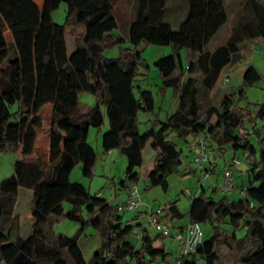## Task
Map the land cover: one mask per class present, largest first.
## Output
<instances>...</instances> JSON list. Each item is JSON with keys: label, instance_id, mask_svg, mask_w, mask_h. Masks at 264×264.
<instances>
[{"label": "trees", "instance_id": "obj_1", "mask_svg": "<svg viewBox=\"0 0 264 264\" xmlns=\"http://www.w3.org/2000/svg\"><path fill=\"white\" fill-rule=\"evenodd\" d=\"M119 1L44 0L40 9L33 0H0V153L21 151L12 176L0 181V264H166L169 254L163 245L154 246L163 237L152 238L140 225L123 222L117 206L97 195L91 197L82 184L69 180L77 166L85 179L92 178L97 152L88 142V133L100 130L105 118L101 148L103 153L117 150L125 157L127 179L120 183L125 191L138 179L135 170L142 165L148 142L156 153L148 186L167 190L168 177L178 174L182 164V152L169 139L171 135L186 145L190 138L200 137L220 155L230 146L233 151L241 149L247 160L255 157L243 129L246 114L241 110L235 114L234 109L235 99H243L245 90L259 83V72L248 67L238 95L225 96L219 105L213 103L211 94L223 72L240 62L242 44L260 40L264 45V0H240L228 37L212 50H206L207 45L228 21L224 0H137L125 38L114 34L118 29L114 7ZM62 2L67 7L65 24L57 26L51 13ZM170 5L175 12L187 7L176 31L167 21ZM68 29L77 33L70 56L65 41ZM122 43L132 49H121L117 59L103 57L106 48ZM141 44L171 47L172 54L155 61L154 67L163 86L172 88L176 97V108L166 122L143 134L138 131L137 117L141 111H152L154 101L150 91L135 85L139 67H147L137 51ZM182 49L190 59L185 80ZM224 79L222 85H228L229 77ZM81 93L95 97L97 104L82 111ZM263 118L264 105L258 108L253 124ZM42 131L47 147L35 149ZM248 179V186L242 188L245 197L239 201L223 198L216 202L206 196L204 187L191 199L189 223L217 218L228 220L234 229L244 223L246 234L237 239L215 228L187 264H196L197 255L206 264H223L221 247L233 245L237 252L231 264H264V150L258 161L254 158ZM20 189L33 193L32 233L26 239H10ZM211 193L215 195L216 188ZM64 204L72 207L66 214ZM81 210L87 220L82 219ZM164 211L166 220L182 218L175 202ZM61 219L80 223L74 237L53 232V224ZM6 223L10 225L7 233ZM86 227L96 231L100 242L89 263L78 246ZM137 229L135 243L130 238Z\"/></svg>", "mask_w": 264, "mask_h": 264}, {"label": "rangeland", "instance_id": "obj_2", "mask_svg": "<svg viewBox=\"0 0 264 264\" xmlns=\"http://www.w3.org/2000/svg\"><path fill=\"white\" fill-rule=\"evenodd\" d=\"M239 1L224 0L228 21L226 25L222 27L211 39L206 47V50H212L216 45L221 44L226 40L230 32L229 29L232 16L235 13L234 11L241 7V5L238 3ZM33 2L40 9L43 8L44 0H33ZM136 3L137 0H120L115 5L114 15L118 24V29L114 31L115 35L122 38L126 37L129 24L134 18ZM66 11V4L64 2L60 3L59 6L51 13V20L53 24L57 26H63L65 24ZM186 12L187 7L175 12L172 10V6H169V11L167 12V21L170 23L173 31L178 29L179 24L185 18ZM76 34L77 33L73 34V31L68 29V33L65 36L68 56H70L75 49L74 37ZM7 39L11 41V37L9 35L7 36ZM126 48L132 49L131 45L128 43H122L120 46L106 48L103 51V57L105 59H117L119 57L120 50ZM137 51L140 52L141 59L147 67H139L138 74L135 78V85L136 87H139L143 90L150 91L154 101L152 111H141L138 114V131L140 134H143L150 129L157 130L161 123H165L168 116L174 112L176 108V102L173 89L165 88L163 86L162 77L154 67L155 61L172 54L171 47L141 44L137 48ZM179 56L180 65L184 73L182 80H185V74L188 69L190 59L185 49H182L179 52ZM250 66L254 67L259 72L261 80L255 86L245 90L243 99H235L234 112L235 114H238V112L241 110L246 114V117L243 121V129L249 134L248 141L253 146L255 150L254 158H256V161H258L261 150H264V118L261 120L259 119L255 125L253 124L254 116L256 115L258 108L264 105V45H262L260 40H256L252 43H244L241 45L240 62L223 72L218 84L211 94V99L215 105H219L225 96L232 94L237 96L242 85L243 73ZM226 76L229 77V84L224 86L222 85V80ZM79 103L81 110L86 111L90 107H94L97 104V99L90 94L81 93L79 94ZM16 111L17 105L11 108V112L14 113ZM48 117V110L45 109L44 119L47 124L46 127L48 126ZM104 122V127H102L100 130H89L90 135L88 136V142L95 149L98 156L92 178L90 180L85 179L82 176L81 167L77 166L72 170L69 180L71 183L82 184L91 197H95L97 195L102 200H105L116 207L121 202H123L126 197V191L120 187V183L122 181H126L127 179V161L125 157L117 150L110 151L109 153H103L101 144L98 139L96 140V136L101 134L103 128H105L106 132V118ZM257 132L260 134L258 135ZM100 136H102V134ZM169 139L182 152V164L178 168L179 173L168 177V187L166 191H163L158 187L149 188L147 176L153 169L156 153L152 150L151 143L148 142L142 152V165L140 168L135 170V173L138 175V179L135 182L138 190V200L141 202L142 207L135 212L119 213V216H121L123 222L131 226L140 225L141 228L146 229L147 233L152 238H156L159 233L155 229L146 227L147 217L143 214L145 212L148 213L158 209H167L169 204L175 202L179 212L182 215V218L172 219L171 221L169 219L166 220L167 224H169L172 230L175 231L177 226L185 225L188 222V212L191 198L190 196L185 195L184 192L189 190L192 197L199 187L200 173L196 172V174H193L194 171H197L192 163L194 155L189 152L186 143L182 140L177 139L173 135H171ZM46 147V134L45 131H42L38 135L35 149L44 150ZM223 151L224 154L220 155L219 151L214 149V152H217L219 159L217 161L216 173L211 174L205 183L204 189L207 193L206 196L212 197L216 202L223 198L228 199L230 202L239 201L241 195L238 191L241 187L243 188L248 186V174L254 163V158L251 157L250 160H247L244 152L241 149L233 151L230 146H225ZM20 158V151L0 153V181L12 176L14 164ZM233 161L237 163L235 166H233ZM225 168H231L234 185L238 189H234L226 196L219 193L212 195V186H217L216 184L221 186L222 173ZM185 172L188 173L187 176L182 175ZM219 177L220 182L216 183V179ZM77 179H79V182L76 181ZM32 200V191L26 189L19 190L13 212V216L16 219L13 222L14 224H11V227L9 223H6L4 228L5 233H7L10 227V239H14L16 236L26 239L31 235L33 226ZM63 209L64 213L66 214L72 210V207L68 204H64ZM80 215L83 220H87V215L83 210H81ZM199 226L203 236V241H206L213 236L215 228L218 229L220 233H226L228 235L235 234L237 239L243 238L246 234L244 223H241L237 229H234L228 224V220L223 222L218 221L217 218H215L212 222L201 223ZM79 228L80 223L68 221L66 219H61L52 226L53 232L55 234H61L66 237H74L78 233ZM139 232V229H137L131 235L130 239L135 243V235ZM156 243L157 246L163 245L165 252L169 254L166 264H175V257L177 256L179 250L178 246L175 243H172L168 238H164L163 240L158 239ZM99 245V237L96 231L90 227H86L78 239V246L86 263L90 262L93 253L98 249ZM221 252L223 256V264H231L237 249L234 245L230 249L227 247H221ZM195 263L206 264L205 260L199 255L195 257Z\"/></svg>", "mask_w": 264, "mask_h": 264}, {"label": "built area", "instance_id": "obj_3", "mask_svg": "<svg viewBox=\"0 0 264 264\" xmlns=\"http://www.w3.org/2000/svg\"><path fill=\"white\" fill-rule=\"evenodd\" d=\"M224 84L228 83L227 79H224ZM187 147L190 153L194 155L193 165L196 168V172L200 173L199 187L196 193L191 197L190 191L186 190L185 195L190 196L191 199L196 197L201 188L205 186L206 181L212 174L215 164L211 160L212 151L208 148L207 142L200 137L190 138L187 143ZM237 163L233 161V166ZM216 188L217 193L224 196L228 195L235 189L234 180L232 176L231 168H225L222 173L221 186H212ZM241 197H245L244 189L240 188L238 191ZM142 207L141 202L138 200V190L135 183L129 184L126 190V197L123 202L117 206L119 212H135ZM251 207V204H250ZM147 224L146 227L155 229L159 235L163 238H168L172 243H175L179 250L175 258V264H187L191 256L200 249L203 243V236L200 230V226L197 223H188V225L182 230L173 231L166 221V215L164 209H158L146 213Z\"/></svg>", "mask_w": 264, "mask_h": 264}, {"label": "crops", "instance_id": "obj_4", "mask_svg": "<svg viewBox=\"0 0 264 264\" xmlns=\"http://www.w3.org/2000/svg\"><path fill=\"white\" fill-rule=\"evenodd\" d=\"M236 1V0H235ZM237 1H239V0H237ZM261 2H263V0H260ZM239 3V5H240V1L238 2ZM237 11V10H236ZM236 11H234V12H236ZM189 63H190V61H189ZM189 66V65H188ZM182 69V68H181ZM186 74H187V71H186ZM185 74V75H186ZM175 102H176V97H175ZM103 111H104V109H103ZM107 121V120H106ZM105 123V122H104ZM104 127V126H103ZM107 127V126H106ZM105 132V128H103V130H102V132H101V134L103 135V133ZM100 134V135H101ZM90 135V131H89V133H88V136ZM99 134L96 136V140L98 139V141L100 142V144H101V139H102V136H100ZM21 152V151H20ZM111 154V153H110ZM97 158H98V156H97ZM218 159H219V157L217 156V152H214V151H212V154H211V160H212V162H214V164H215V167H214V170H213V172L214 173H216V167H217V161H218ZM96 164V163H95ZM95 167V166H94ZM213 172H212V174H213ZM76 181H78L79 182V179H77ZM220 182V177L219 178H217L216 179V183H219ZM217 185V187H219L220 185L219 184H216ZM242 188V187H241ZM213 189V188H212ZM238 188L237 187H235V190H237ZM188 223L189 222H187V224H185V225H179V226H177L176 227V230H179V231H182L187 225H188ZM135 238L136 239H138V234H136L135 235ZM154 246L156 247V248H158V247H160V245L159 246H157V243H155L154 244ZM176 258V257H175Z\"/></svg>", "mask_w": 264, "mask_h": 264}]
</instances>
